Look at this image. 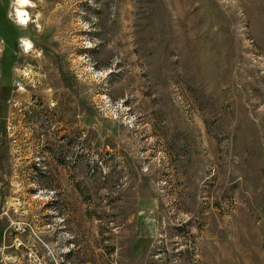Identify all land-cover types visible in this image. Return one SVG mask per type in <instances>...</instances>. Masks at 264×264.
Listing matches in <instances>:
<instances>
[{
    "label": "rangeland",
    "instance_id": "374dc122",
    "mask_svg": "<svg viewBox=\"0 0 264 264\" xmlns=\"http://www.w3.org/2000/svg\"><path fill=\"white\" fill-rule=\"evenodd\" d=\"M30 1L0 0V264H264V0Z\"/></svg>",
    "mask_w": 264,
    "mask_h": 264
},
{
    "label": "bare ground",
    "instance_id": "6f19581e",
    "mask_svg": "<svg viewBox=\"0 0 264 264\" xmlns=\"http://www.w3.org/2000/svg\"><path fill=\"white\" fill-rule=\"evenodd\" d=\"M31 6V1L30 0H19L18 2V7L16 9V17L21 24H27L30 20V15L28 11L24 7H29ZM27 47H31L30 42H26ZM28 50V49H27Z\"/></svg>",
    "mask_w": 264,
    "mask_h": 264
},
{
    "label": "built area",
    "instance_id": "2783aa9c",
    "mask_svg": "<svg viewBox=\"0 0 264 264\" xmlns=\"http://www.w3.org/2000/svg\"><path fill=\"white\" fill-rule=\"evenodd\" d=\"M24 246V242L20 238H16L11 245V247H14L16 249H19ZM9 248V247H7ZM8 251H6V248L2 250V261L4 264H25L21 259L11 260V258L8 255Z\"/></svg>",
    "mask_w": 264,
    "mask_h": 264
}]
</instances>
